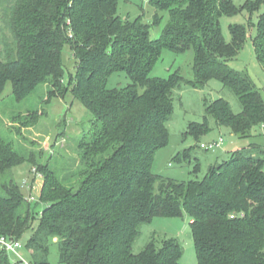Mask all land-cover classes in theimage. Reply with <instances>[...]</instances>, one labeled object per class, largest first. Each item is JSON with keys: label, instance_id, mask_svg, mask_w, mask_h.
Listing matches in <instances>:
<instances>
[{"label": "trees", "instance_id": "obj_1", "mask_svg": "<svg viewBox=\"0 0 264 264\" xmlns=\"http://www.w3.org/2000/svg\"><path fill=\"white\" fill-rule=\"evenodd\" d=\"M118 2L0 0L11 37L10 42L0 39V94L9 84L20 104L46 88L41 107L13 116L15 134L35 125L46 115L45 106L68 90L62 81L65 45L75 58L70 90L89 115L87 133L72 138L75 156L55 155L51 163L39 164L9 129L0 135V236L20 241L27 233L29 264H49L52 242L61 264H180L182 248L175 238L158 241L152 235L138 252L133 245L141 227L155 218L186 215L196 264H264L262 148L236 150L201 179L195 176L196 158L194 178L187 181L151 171L156 151L167 141L174 93L183 87L203 89L215 79L233 92L239 113L223 99L205 112L238 138L252 137L254 128L264 126L260 89L246 72L229 65L249 37L264 69V12L253 26L255 36L244 25H230L226 42L220 28L222 16L251 13L264 0L241 7L231 0H150L154 24L162 13L168 15L155 39L140 18L118 16ZM164 48L177 54L193 51L192 79L177 72L167 79L150 77ZM121 73L129 83L108 87L109 78ZM208 131L206 123L189 127L195 138ZM22 163L41 175L37 201H29L31 192L24 196L14 180L13 170ZM13 263L0 249V264Z\"/></svg>", "mask_w": 264, "mask_h": 264}, {"label": "rangeland", "instance_id": "obj_2", "mask_svg": "<svg viewBox=\"0 0 264 264\" xmlns=\"http://www.w3.org/2000/svg\"><path fill=\"white\" fill-rule=\"evenodd\" d=\"M150 0H119L118 16L128 18L133 21L140 18L143 23L149 25L151 39L158 38L168 20L167 13H162L159 23H153L154 9L149 4ZM236 7H241L246 1L256 0H231ZM5 4L0 6V39L10 42L11 37L5 29L3 23V10ZM264 12V2L256 11L251 13L243 10L232 17L222 16L220 18V28L226 42L230 41L228 27L230 25H244L248 29L249 35L255 36V23L259 14ZM254 26V27H253ZM1 47V46H0ZM193 51L188 50L177 54L166 48L161 51L160 59L150 71V77L167 79L169 75L177 72L186 80L193 78L192 63ZM64 73L62 81L68 90L62 97L53 98L49 105L45 106L46 115L37 120L36 124L28 128H23L20 135L13 130L17 125H13L12 118L15 114L25 113L41 107V93L46 88H38L31 97L17 104L12 95L11 87L8 84L0 94V135L5 134L8 129L12 131V138L24 146V149L33 151L38 157V163H45L58 155L64 158L75 156V147L72 138H79L88 131L87 119L89 118L85 106L74 99L69 87L70 77L75 72V58L69 45H65L61 52ZM230 67L234 70L246 72L260 89L264 98V69L256 61L255 52L251 38H247L242 49L238 52L234 60L230 62ZM129 83L125 74H113L108 80V87L122 88ZM216 99H223L229 105L233 113L241 111V105L237 97L228 88L212 79L203 89H193L183 87L181 91H176L173 97V114L167 123L166 144L158 149L154 155L151 171L155 174L170 178L176 181H187L193 179V169L195 158L198 159V170L196 178L201 179L212 166L223 164L236 150L247 149L252 145L264 150V126H257L252 131V137L238 138L229 128L219 126L212 115L205 112V108L213 104ZM206 123L209 128L208 133L195 138L189 133V127L193 124ZM18 129V128H17ZM62 132L65 135H62ZM14 134V135H13ZM5 137V136H4ZM222 138L223 142L213 150H204L201 144L208 145L218 142ZM11 141V138H9ZM182 156L181 160H176L177 155ZM264 171V163L262 166ZM13 177L24 196L31 192L35 201L38 200L42 185V178L38 171L27 163L16 166L13 170ZM29 188V189H27ZM41 204L35 205L34 212L37 214L41 210ZM27 233L19 241L21 248L18 250L21 259L29 262V254L24 247ZM152 235L156 240L163 238H175L182 248L180 264H196V254L193 239L189 230V218L184 215L181 218H155L150 224L143 225L140 235L133 245L135 252L140 251L149 241ZM11 262L18 260L13 253H8ZM49 264H61L58 261L57 246L52 242L49 248Z\"/></svg>", "mask_w": 264, "mask_h": 264}, {"label": "built area", "instance_id": "obj_3", "mask_svg": "<svg viewBox=\"0 0 264 264\" xmlns=\"http://www.w3.org/2000/svg\"><path fill=\"white\" fill-rule=\"evenodd\" d=\"M222 142L223 140L222 138H220L218 142L209 143L207 146L201 144L200 147L204 150H213L214 148L219 147L222 144ZM27 198L29 201H34V198L31 195H29ZM20 248H21V244L19 241L8 239L4 236H0V249L4 250L7 253L11 252L18 258V260L14 261L13 264L15 263L17 264V262H21V264H29V262L21 259V256L18 253V250Z\"/></svg>", "mask_w": 264, "mask_h": 264}]
</instances>
